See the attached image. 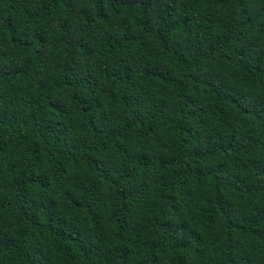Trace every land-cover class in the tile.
<instances>
[{"label": "trees", "instance_id": "16d2710c", "mask_svg": "<svg viewBox=\"0 0 264 264\" xmlns=\"http://www.w3.org/2000/svg\"><path fill=\"white\" fill-rule=\"evenodd\" d=\"M0 264H264V0H0Z\"/></svg>", "mask_w": 264, "mask_h": 264}]
</instances>
